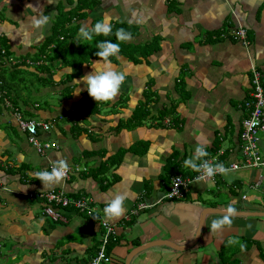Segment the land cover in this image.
<instances>
[{
	"label": "crops",
	"instance_id": "0c3cea01",
	"mask_svg": "<svg viewBox=\"0 0 264 264\" xmlns=\"http://www.w3.org/2000/svg\"><path fill=\"white\" fill-rule=\"evenodd\" d=\"M30 4L53 13L43 31L31 25L37 13ZM105 15L132 39L119 58H111L128 73L118 96L96 103L85 84L75 80L91 73L100 58L77 66L59 64L55 70L56 62L43 61L44 48H52L46 46L58 25L74 28L69 35L74 44L85 43L76 41L80 26ZM239 25L247 28L249 44L233 37ZM0 37L5 39L0 50L7 52L3 57L0 51V240L11 243L5 260L91 264L104 232L100 222L106 219V201L125 193V214L107 219L118 235L105 264H264V216L248 214L264 211V169L229 171L217 181L194 179L184 197H167L173 176L197 175L184 161L198 144L208 150L218 144L230 160L240 159L252 66L264 80V0H0ZM39 53L42 58L33 64L32 56ZM135 53L137 61L131 58ZM41 65L48 69L40 70ZM92 103L97 111L86 107ZM15 110L50 122L41 140L59 146L40 154L21 130ZM111 156L121 161L100 175L102 181L95 177L97 168ZM58 159L73 169L70 177L43 188L34 174ZM59 190L90 200L94 216L71 206L58 209L67 220L56 221L44 213L43 198L26 196ZM206 193L210 197H203ZM140 203L146 206L139 208ZM229 204L237 209L232 227L211 232V222ZM202 217L194 246L165 244L192 242ZM229 239L244 243L245 250L229 245Z\"/></svg>",
	"mask_w": 264,
	"mask_h": 264
},
{
	"label": "built area",
	"instance_id": "2783aa9c",
	"mask_svg": "<svg viewBox=\"0 0 264 264\" xmlns=\"http://www.w3.org/2000/svg\"><path fill=\"white\" fill-rule=\"evenodd\" d=\"M233 37L245 44H249V40L247 39V28L242 25H239L234 29ZM0 51L3 56L7 53L5 49H1ZM34 63L39 62L33 61V64ZM252 69L254 71L253 90L251 92V97L245 101V105L249 112L243 120L242 129L239 135L241 158L237 160H230L228 157L224 158L226 151L223 149H220L213 154H210L209 150L206 149L209 155L203 158L213 164L222 163L230 171H236L242 168L264 169V154L260 150L261 134L264 133V80L262 73L256 66H252ZM0 95H2L1 90ZM8 105L12 106L11 103H8ZM14 114L18 120L21 130L27 134L29 141L36 147L40 154H44L50 148H57L59 146L57 142L41 140V133L50 131V122L24 117L17 110L14 111ZM52 166L53 163H50L46 170L51 171ZM75 170H79V167L76 166ZM71 171H73V169L69 167L67 178L70 177ZM200 174L201 173H197V175L193 178H185L182 174H176L173 176L171 189L167 192V197L172 199L184 197L185 193L189 189V184ZM219 176H221V174H217L213 178L206 179V181H217ZM258 183L259 180H257L253 186L257 187ZM26 195L33 199L43 198V200H46V204L43 208L44 213L56 221L67 220L66 216L59 212L61 208L67 209L72 206L90 215L95 211V208L90 204V200L85 198H71L64 190L29 192L26 193ZM246 197V195H243V198ZM145 206V203H140L138 207L140 208ZM100 223L104 232L101 238V244L97 253L92 257L91 264H105L111 261L108 247L111 239L118 235V230L115 224L104 218Z\"/></svg>",
	"mask_w": 264,
	"mask_h": 264
},
{
	"label": "clouds",
	"instance_id": "9594fccd",
	"mask_svg": "<svg viewBox=\"0 0 264 264\" xmlns=\"http://www.w3.org/2000/svg\"><path fill=\"white\" fill-rule=\"evenodd\" d=\"M51 4L52 0H48ZM37 15L31 18V25L38 31H43L44 27L51 22L52 14H44L41 8L33 7ZM133 19H137V13H132ZM132 20L129 21L131 23ZM113 33L112 19L109 15H105L100 20L96 21L93 25L83 24L78 30V36L76 41L84 40L91 42L96 36H109ZM115 36L120 42H128L132 39V34L126 31L124 28H118L115 32ZM96 48L98 51L95 53L100 59L93 62V71L89 74L81 77V80H75L77 84L81 81L85 84L87 92L96 103H107L113 101L119 94L120 89L128 73L126 71L118 70L112 62V57L119 58L121 51L120 44L114 43L110 40H103L97 43ZM81 89L76 88L74 93L79 94ZM204 143L198 144L195 149L194 155L184 161L186 168L201 173L196 179L197 181H204L215 177L217 174L227 175L230 171L222 163H215L203 159L207 157L209 153L206 150ZM197 161H201L197 163ZM258 166V165H257ZM69 171V164L64 159H58L52 166L51 171L43 170L37 171L34 174L33 179H39L43 188H51L60 184L67 178ZM127 196L125 193H116L110 199L106 201V206L103 209V214L106 219L114 220L122 217L126 212L125 200ZM237 215V209L233 204H229L224 210L222 216L218 219H214L211 222L210 231L214 233H222L225 228H231L233 224V218ZM200 224L197 226L196 235L198 234ZM229 245H239L240 250L243 251L246 245L238 239H229Z\"/></svg>",
	"mask_w": 264,
	"mask_h": 264
},
{
	"label": "trees",
	"instance_id": "16d2710c",
	"mask_svg": "<svg viewBox=\"0 0 264 264\" xmlns=\"http://www.w3.org/2000/svg\"><path fill=\"white\" fill-rule=\"evenodd\" d=\"M122 25H118V26H115L113 25V33L112 35H109L107 37L105 36H99V38H95L93 39V42L94 44L92 43H89V44H85L87 43L88 41H86L85 43H82V44H76L78 46V50L76 51H72L74 50L73 47L76 46L74 45V43L71 45L70 49H69V42H70V38L71 36L69 35H74L72 34L73 33V30L74 28L73 27H66V26H63L61 28V32L59 31L58 35L56 37H53L52 40H50L47 44L46 47L50 46V45H53L52 48H50L48 50V54L46 55V52H45V56L43 61L44 62H50V61H53L55 59H58V58H63L62 60V64L63 65H66V66H77V65H80L81 63L85 62V61H89L90 59H93V58H99L98 56L95 55V53L98 51V49L96 48L97 46V43L99 41H103V40H110L114 43H119L120 44V48H121V51L120 53H123L124 50L122 46L124 45H127L125 44V42H120L116 39V36H115V32L118 28H120ZM56 34V33H55ZM61 36V37H60ZM0 40L1 42L5 45V39L0 37ZM96 43V44H95ZM9 48V47H8ZM136 53L139 52L141 55H142V52L140 51V49L136 46ZM143 49V48H142ZM119 53V54H120ZM136 53L131 57L132 59L134 60H139V57L136 56ZM114 58V57H113ZM36 61H39V60H36ZM40 68L42 70H45V69H48L46 65H41ZM86 107L90 110V109H94L97 111V109L93 106V103L90 104V105H86ZM165 113L163 112L162 114H160V117L162 115H164ZM133 117H135L133 115ZM220 146H218V144L214 145L212 148H210L209 150V153L210 154H213L215 152H217L220 148ZM123 153V151L121 152ZM224 158H227V154L224 156ZM121 160H116L114 157H109L108 159L102 161L100 163V165L98 166L97 168V172L95 174V177L97 176V178L100 176V175H106V172L110 167L112 166H117L119 163H120ZM103 176H100L101 177V180L103 181ZM27 196V195H26ZM36 200H40V198L36 199ZM44 201V204H46V200H42ZM70 208V207H68ZM73 208V207H71ZM89 216L93 217L94 216V213H92L91 215L89 214ZM114 240H117V236L112 238L111 239V242H110V245L108 247V251H111L110 248L114 246V244L116 243Z\"/></svg>",
	"mask_w": 264,
	"mask_h": 264
},
{
	"label": "rangeland",
	"instance_id": "374dc122",
	"mask_svg": "<svg viewBox=\"0 0 264 264\" xmlns=\"http://www.w3.org/2000/svg\"><path fill=\"white\" fill-rule=\"evenodd\" d=\"M62 28V26H60V25H58L57 27H56V31H60V29ZM59 33L58 32H56V34H55V37L58 35ZM61 37V36H60ZM74 42H73V40L71 41L70 40V42H69V49H70V47H71V45L73 44ZM74 45H76V44H74ZM73 49L74 50H72V51H77L79 48H78V46L76 45V46H74L73 47ZM44 51H46V55L49 53L48 52V50L46 49V48H44ZM7 55V54H6ZM5 55V56H6ZM42 56H43V54H41V53H39V54H37V55H33L32 57H33V59L34 60H37V59H39V58H42ZM4 57V56H3ZM7 59V58H6ZM62 60H63V58H58V59H55V60H53V61H50V63L52 64L53 62H56L55 64H54V66H55V70H56V66H59V64H62ZM39 69V68H38ZM40 70H41V68H40ZM169 178H170V176H169ZM203 197H206V198H208V197H210V194L209 193H206V194H204L203 195ZM8 247H11V243H6V244H3L2 243V240H0V264H14V262H15V260L12 258L10 261L7 259V260H5V257L3 256V255H6L7 253H10V251H9V249L10 248H8ZM8 257H9V255H8ZM11 257H13V256H11ZM19 259H21V255L19 256V258H17V261L19 260ZM16 261V262H17Z\"/></svg>",
	"mask_w": 264,
	"mask_h": 264
},
{
	"label": "water",
	"instance_id": "95a60500",
	"mask_svg": "<svg viewBox=\"0 0 264 264\" xmlns=\"http://www.w3.org/2000/svg\"><path fill=\"white\" fill-rule=\"evenodd\" d=\"M214 211V209H212ZM218 210V209H216ZM219 211H222V210H219ZM244 214H247L245 212H242ZM248 214H256V215H262L264 216V211H261V212H249ZM204 215V214H202ZM202 225H203V217L200 219V226H199V230H198V234L195 236L194 240H192V242L188 243L186 246L185 245H176L174 243H165V244H170V246H172L173 248H179V249H188V248H191L192 246L195 245V243L198 241L199 239V236H200V233L202 231Z\"/></svg>",
	"mask_w": 264,
	"mask_h": 264
},
{
	"label": "bare ground",
	"instance_id": "6f19581e",
	"mask_svg": "<svg viewBox=\"0 0 264 264\" xmlns=\"http://www.w3.org/2000/svg\"><path fill=\"white\" fill-rule=\"evenodd\" d=\"M264 134V133H263ZM263 134H261V141H262V137H263ZM261 141H260V150L263 152V154H264V151L262 150V148H261ZM239 151H240V148H239ZM240 158H241V153H240Z\"/></svg>",
	"mask_w": 264,
	"mask_h": 264
}]
</instances>
